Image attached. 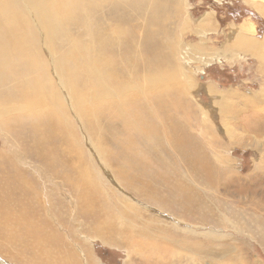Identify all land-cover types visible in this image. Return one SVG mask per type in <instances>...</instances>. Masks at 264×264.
<instances>
[{
    "label": "bare ground",
    "instance_id": "bare-ground-1",
    "mask_svg": "<svg viewBox=\"0 0 264 264\" xmlns=\"http://www.w3.org/2000/svg\"><path fill=\"white\" fill-rule=\"evenodd\" d=\"M251 5L264 13V4ZM56 6L60 13L55 11ZM131 12L139 14V20L149 15L147 23L158 17L154 0H0V131L27 133L29 154L40 161L47 181L53 177L61 179V189L73 200V212L66 211L74 214L75 220L86 222L88 234L93 233L111 245L127 244L134 254L157 259L173 258L174 247L196 254L236 252L230 244L227 250H214L202 243L204 240L184 241L182 238L189 236L181 238L168 227H150L149 222L142 224L148 231L155 229L154 232L145 234L136 225L130 226L131 216L111 205L108 191L101 190V185L90 177L89 167L83 161L84 152L75 154L70 135L76 130L68 122L71 111L90 133L91 154L106 167L107 175L111 173L113 184L117 182L118 188L156 205L148 209L157 207L162 213L168 209V213L182 221L185 215L176 208L191 207L196 218L207 220L205 217L212 212L207 204L210 200L191 195L192 184L202 183L210 189L223 187L234 193L237 182L231 172L204 161L201 139L206 143L204 138L209 130L194 134L195 127L201 126L194 121L195 113L183 96L184 90L169 84L162 90L154 88L156 83L168 81L174 75L172 61L166 60L168 46L157 44V35L151 30L143 33L144 47L136 45L133 27L126 23L132 18ZM235 30L239 40L232 48L247 52L263 49V43L253 37L251 22L241 23ZM39 33L44 37L42 43L53 49V54H49L54 57L52 69L42 54ZM142 54L148 59L141 60ZM262 60L264 63V56ZM152 70L162 75L151 74ZM142 80L148 83L145 90L137 87ZM261 93L264 98V87ZM242 101V125L263 133L264 113L260 116L256 110L264 112V99L244 95ZM217 106L225 109L224 102ZM208 138L214 152L215 138ZM1 153L0 249L8 248L12 256L23 261L27 260L21 256L25 252L30 255L31 264H57L53 255L59 252L61 244L56 242L60 240L54 227L43 221L35 223L34 214L29 213L33 205L24 202L26 192L34 201L38 198L34 182L26 176L27 171L15 169ZM254 180L252 186L243 190L246 195L241 198L248 206L264 211V170ZM183 192L185 197L181 199ZM127 199L125 202L136 206ZM50 205L52 209L54 205L60 221L66 220L68 213L61 202L60 207L54 200ZM113 209L123 221L120 227L115 223ZM230 212L229 226L242 235L248 234L251 240L256 236L264 246V215L250 212V225L237 217L234 209ZM219 219V223H224L227 216ZM152 221L161 222L156 218ZM61 225L71 230L70 224ZM172 227L177 229V225ZM224 238L218 240L225 241ZM59 257L62 264L64 258L72 260L62 250ZM179 257L181 260L182 256Z\"/></svg>",
    "mask_w": 264,
    "mask_h": 264
},
{
    "label": "rangeland",
    "instance_id": "rangeland-1",
    "mask_svg": "<svg viewBox=\"0 0 264 264\" xmlns=\"http://www.w3.org/2000/svg\"><path fill=\"white\" fill-rule=\"evenodd\" d=\"M252 2L257 5L264 4V0H154L158 11L156 21L147 23L146 20L150 18L149 15H143L139 20V14L134 12H131L132 18L126 21L128 25L130 23L133 27L135 35L133 40L136 45L143 48V33L151 30L157 35V44L165 43L168 46L165 52L167 53L166 60L172 61L174 75L168 81L156 83L154 88L162 90L169 84L175 89L179 87V89L184 90L183 96L188 98L187 104L193 108L195 113L194 121L201 126L195 127L194 134L200 135V131L209 130L208 136L212 137L213 135L215 138L214 152L211 150L212 144L207 143L210 141L208 136L204 138L207 144L201 139L205 153L204 161H209L224 172H231L232 178L237 182L233 189L234 193L231 190L226 192L223 187L210 189L209 186L202 183L192 184L191 195L206 201L208 198L210 200L207 204L208 207L212 208V212L207 214L208 217H205L207 220L196 218L193 215L196 214L193 212L195 209L183 206L176 208L179 214L185 215L186 220L180 221L181 219L173 213H168L171 212L170 210L166 209L167 212L162 213L157 207L154 210L148 209V207L153 208L156 205L139 200L135 197L136 195L134 196L123 187L118 188L117 182L113 184L115 179L111 173L107 175L106 167L99 161L98 157L91 154L90 133L84 128L82 120L79 117H74L71 110L69 111H71L72 117H68L69 124L74 126L76 130L75 134L70 135L75 154L81 150L84 152L83 161L89 167L90 177L92 179L94 177L95 182H98L99 186L101 185V190L108 191L110 194L108 200L111 205H116L131 216L130 226L135 227L136 225V229L145 234L149 231L154 232L155 229L148 231L142 224V222H149L150 227L155 224L158 227H168L181 235V238L183 235L189 236L190 239L182 238L184 241L188 240L190 243H195L204 240L202 243L210 245L214 250L220 248L227 250L230 244L236 252L230 250L228 254H222L220 251L196 254L195 251L176 249L173 245V249L176 250L173 258L157 259L134 254L128 249L129 245L127 244L111 245L110 242L92 235L93 233L88 234L86 222L81 219L75 220L74 214L69 213L73 212V200L61 189V179L53 177L54 179L47 181L45 175L47 173L41 171L40 161L29 154L28 143L30 141L27 133L17 131L10 134L2 130L0 131L2 158L8 157L13 167L20 169L21 173L27 171L26 176H29L34 182L33 186L38 190V198L34 201L31 194L26 192L25 205L27 203L33 205V209L29 213L34 214L35 223L43 221L54 227L53 230L60 240V242H56L61 244L59 245V252L62 250L65 254L70 255L73 260L68 261L69 257L64 258V264H264V246L261 245L262 243L256 236L251 240L247 237L248 234L242 235L241 231L237 232L235 228L229 226L231 218L228 217L230 211L234 209L238 213L237 217L244 218L251 225L250 212L264 215V211L248 206L245 200L241 198L246 195L243 190L252 186L254 179L264 170V168H260L261 165L263 166L262 160H264V131L263 133L253 131L251 126L245 127L241 121L243 120L241 110L243 109L244 95L259 96L260 99H264L261 93L264 87V63L262 60L264 56V13L252 6ZM55 11L60 13L58 6L55 7ZM113 18L117 20L116 16ZM245 22H251L253 37L263 43L261 51L247 52L232 48L235 41L239 40L235 35V28ZM37 37L40 40L39 45H41L42 54L49 63L45 62L52 69L51 63L54 57L49 54L50 52L53 54V49L48 44L42 43L44 37L40 33ZM147 59L148 56L142 54L141 60ZM164 66L165 63L163 68ZM155 73L159 76L162 75V73L151 71V74ZM53 80L57 81L55 77ZM195 86L196 88L193 89ZM137 87L145 90L148 88V83L142 80ZM225 93L226 96L224 97ZM222 102H224L225 109L217 106ZM256 111L260 116L264 113L260 110ZM227 131L232 135L228 134ZM8 172L12 171L8 170ZM134 187L141 191L138 185L134 184ZM184 197L185 193L183 192L181 199ZM126 199L132 204L135 203L136 206L125 202ZM53 200L59 207L61 202L64 205L63 209L69 211H66L68 213L66 220H61V222L56 216L54 205L53 209L50 205ZM112 215L117 217L115 223L120 227L123 221L119 219V212L113 209ZM226 216L227 219H225ZM153 218L161 222L152 221ZM219 218L225 219L224 223H219ZM234 219L238 225L242 226L238 219ZM63 223L70 224L71 230L69 231L61 225ZM172 225H177V229L173 228ZM209 227L211 228L209 229ZM259 233L261 234V232ZM150 235L154 237L152 233ZM170 236V239H173V234ZM258 236L261 238L262 234ZM223 237H225V241L218 240V238ZM175 239L179 238L176 237ZM192 239L194 240L192 241ZM188 246L193 247L192 245ZM168 249L173 250L172 247H168ZM59 252L53 256L56 257L57 264H62ZM180 255L182 256L181 260H179ZM21 256L27 257V260L15 258L8 248L0 249V264H31V261L28 260L29 254L24 252L21 253Z\"/></svg>",
    "mask_w": 264,
    "mask_h": 264
}]
</instances>
